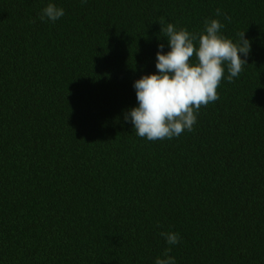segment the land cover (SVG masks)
I'll list each match as a JSON object with an SVG mask.
<instances>
[{
	"label": "trees",
	"instance_id": "16d2710c",
	"mask_svg": "<svg viewBox=\"0 0 264 264\" xmlns=\"http://www.w3.org/2000/svg\"><path fill=\"white\" fill-rule=\"evenodd\" d=\"M161 18L218 19L251 52L191 131L150 141L124 114L170 51ZM169 247L176 264H264V0H0V264H155Z\"/></svg>",
	"mask_w": 264,
	"mask_h": 264
},
{
	"label": "clouds",
	"instance_id": "9594fccd",
	"mask_svg": "<svg viewBox=\"0 0 264 264\" xmlns=\"http://www.w3.org/2000/svg\"><path fill=\"white\" fill-rule=\"evenodd\" d=\"M86 3L87 0H82ZM64 9L49 3L40 16L55 22L64 15ZM216 15L221 10L216 9ZM226 19H230L225 17ZM161 33L167 38L170 51L163 52L159 45L156 57L157 72L146 74L134 82L138 106L125 112V121H130L135 133L150 141L178 137L185 129L191 131L196 123L197 113L202 106L219 99L217 89L224 79L225 64L228 81L238 77L251 52V43L245 39V32L238 33L239 40L220 34L224 27L218 19H206L204 30L190 33L186 28H177L172 23L159 21ZM193 56L196 62L193 63ZM168 245L180 242L178 233L161 232ZM171 247L158 257L155 264H176L169 253Z\"/></svg>",
	"mask_w": 264,
	"mask_h": 264
}]
</instances>
